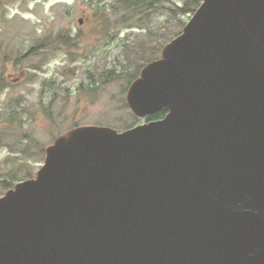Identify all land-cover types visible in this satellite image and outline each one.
I'll return each instance as SVG.
<instances>
[{
    "label": "water",
    "instance_id": "1",
    "mask_svg": "<svg viewBox=\"0 0 264 264\" xmlns=\"http://www.w3.org/2000/svg\"><path fill=\"white\" fill-rule=\"evenodd\" d=\"M125 99L167 113L61 133L0 197V264H264V0H202Z\"/></svg>",
    "mask_w": 264,
    "mask_h": 264
},
{
    "label": "rangeland",
    "instance_id": "2",
    "mask_svg": "<svg viewBox=\"0 0 264 264\" xmlns=\"http://www.w3.org/2000/svg\"><path fill=\"white\" fill-rule=\"evenodd\" d=\"M114 1L0 0V197L36 177L61 133L146 123L126 104L123 72L160 58L192 15H173L186 0H168L121 24Z\"/></svg>",
    "mask_w": 264,
    "mask_h": 264
},
{
    "label": "trees",
    "instance_id": "3",
    "mask_svg": "<svg viewBox=\"0 0 264 264\" xmlns=\"http://www.w3.org/2000/svg\"><path fill=\"white\" fill-rule=\"evenodd\" d=\"M166 1L168 2V0H115L114 3H112V11L116 17V22L125 24L130 19L133 20L135 16H138V15L140 16L156 8V5L158 4L163 6L164 2ZM201 2L202 0H186L182 7H176L175 10L170 9V12L173 15H176V14L193 15L196 9L199 7ZM69 40H71V37L68 35H64L62 33L58 34L57 37L55 38V41H57L59 44H66L68 43ZM156 59H158L156 56L155 57L153 56L145 57L143 58L144 63H140L137 69L133 73H127V71H124L123 73L128 76V81H129L128 84L130 85L131 82L138 77L139 71L141 68H143L147 63L152 62ZM120 75L121 74H118L116 75V77H119ZM166 113H167L166 109H162L152 115L147 116L146 122L162 119ZM134 125H135V122L129 128L134 127ZM8 190H9V187H8Z\"/></svg>",
    "mask_w": 264,
    "mask_h": 264
}]
</instances>
